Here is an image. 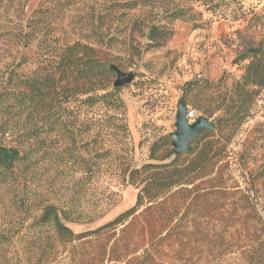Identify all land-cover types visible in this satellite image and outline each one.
<instances>
[{"label": "rangeland", "instance_id": "374dc122", "mask_svg": "<svg viewBox=\"0 0 264 264\" xmlns=\"http://www.w3.org/2000/svg\"><path fill=\"white\" fill-rule=\"evenodd\" d=\"M112 1L125 0H0V67L7 62L21 63L18 70L22 74L32 72L38 38L43 34L36 30V24L43 14L47 23L40 28L47 24L56 43L81 41L96 46L104 60L135 75L131 83L121 87L120 95L135 146L134 165L139 167L150 161L151 143L162 135L170 137L176 130L178 103L183 97L191 122L205 116L218 123L220 117L227 118L236 110L234 105L240 98L236 86L250 62L242 57L248 47L258 46L264 38V0H143L130 10L111 9ZM167 10H178L180 16L174 18ZM153 24H160L162 33L166 29L171 33L162 46L151 45L147 37ZM16 28L18 31H13ZM12 31L35 32V37L29 43H15ZM116 78L112 77V84ZM188 82L194 83L188 86ZM253 100L240 127L226 125L219 131V143L226 145L225 156L214 165L211 176L197 183L209 188V194L185 216L184 203L176 216L170 214L171 206L180 204L184 195L177 194L167 202L165 228L175 223L179 226L172 229L166 251L180 256L181 264H205L212 253H218L214 243L222 241L223 264H247L224 248L230 239L232 202L240 196H228V191L248 188L264 208V86L258 88ZM204 131L190 146L202 145ZM56 159L54 156L50 165L40 162L32 169L22 164L27 174L20 176L26 183L15 189L18 195L1 189L0 214L24 216L16 195H23L32 211L45 200L69 202L88 214L105 211L93 222L69 223L80 232L135 204L138 189L123 184L115 174L84 173L82 162H75L70 170L75 160L63 167ZM255 174L263 175L253 178ZM104 193L111 198H103ZM239 214L243 216L239 210L235 217ZM235 225L244 229L245 221ZM60 260V264H67Z\"/></svg>", "mask_w": 264, "mask_h": 264}, {"label": "trees", "instance_id": "16d2710c", "mask_svg": "<svg viewBox=\"0 0 264 264\" xmlns=\"http://www.w3.org/2000/svg\"><path fill=\"white\" fill-rule=\"evenodd\" d=\"M112 3L111 9L130 10L143 0ZM169 14L180 16L178 10ZM43 16L36 24V30L43 34L38 38L32 72L22 74L18 70L21 63L7 62L0 67V191L12 192L26 183L20 176L27 174L22 164L27 169L40 162L50 165L56 156L55 161L63 167L75 160L70 170L75 162H82L84 173L115 174L123 184L134 185L138 193L135 204L113 219L76 232L69 223L93 222L105 211L88 214L60 200L42 201L32 211L25 197L13 192L24 216L0 214V264H60V259L67 264H181L180 256L166 251L172 229L179 226L175 223L165 228L167 202L177 194L184 195L180 204L171 206L170 214L176 216L184 203L185 216L209 194V188L197 183L211 176L214 165L225 156L226 145L219 143V131L226 125L240 127L258 88L264 86V38L258 46L248 47L242 57L250 58V62L236 86L240 95L236 110L213 122L214 129L203 132L202 145L180 152L169 136L162 135L149 147L150 161L138 167L134 165L135 146L125 119L121 87L111 82L117 76L111 63L91 44L56 43L47 24L40 28L47 23ZM160 29V24L148 29L153 46H162L171 35L167 29L163 33ZM13 31L10 37L15 43H29L35 37V32ZM181 100L187 102L185 97ZM235 191H228V196H240L232 202L230 239L224 250L238 254L247 264H264V208L248 188ZM104 197L111 198L105 193ZM239 210L243 216L235 217ZM237 221H245V228L235 225ZM223 242L214 243L218 253H212L205 264L225 262Z\"/></svg>", "mask_w": 264, "mask_h": 264}, {"label": "water", "instance_id": "95a60500", "mask_svg": "<svg viewBox=\"0 0 264 264\" xmlns=\"http://www.w3.org/2000/svg\"><path fill=\"white\" fill-rule=\"evenodd\" d=\"M111 68L116 72L117 78L114 81L115 87H122L131 83L135 77L132 72H124L117 65L111 64ZM176 130L170 133L172 146L180 152H189L190 142L204 130L214 129V123L205 116H198L194 121H190L188 106L182 100L178 103L176 114Z\"/></svg>", "mask_w": 264, "mask_h": 264}, {"label": "built area", "instance_id": "2783aa9c", "mask_svg": "<svg viewBox=\"0 0 264 264\" xmlns=\"http://www.w3.org/2000/svg\"><path fill=\"white\" fill-rule=\"evenodd\" d=\"M189 115H192L191 113H189Z\"/></svg>", "mask_w": 264, "mask_h": 264}]
</instances>
